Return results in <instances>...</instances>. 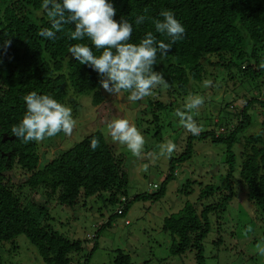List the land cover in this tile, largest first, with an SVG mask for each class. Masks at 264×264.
Segmentation results:
<instances>
[{
  "label": "trees",
  "instance_id": "trees-1",
  "mask_svg": "<svg viewBox=\"0 0 264 264\" xmlns=\"http://www.w3.org/2000/svg\"><path fill=\"white\" fill-rule=\"evenodd\" d=\"M111 2L117 9L114 19L119 21L123 17L133 23L131 43L138 44L147 32H152L158 40L170 42L155 32L154 21L161 19L162 10H171L185 26L184 38L173 44L168 55L162 61L158 59V64L153 66L169 85L167 88L158 86L153 93L161 95L166 91L169 99H148L152 122L161 121L155 112L161 114L178 100L195 93L194 87L203 82L209 68H214L215 72L234 69L236 73L229 76H244L249 84L264 72V0ZM42 3L43 0H0V245L25 235L45 264H71V256L81 253L82 244L53 229L49 224L52 218L48 202L74 209L81 198L96 197L101 198L105 206L117 205L115 216H124L135 202L158 200L163 196L167 182L175 178V166L191 160L193 143L204 140L226 147L223 162L226 177L222 183L206 185L199 191L195 203H185L177 213L164 220L162 229L172 236V253L182 255L193 249L197 264H204L202 243L210 231L209 216L237 201L240 191L252 207L253 220L263 225L264 244V101L242 96L225 104L221 108L225 117L211 122L215 129L224 131L214 129L201 131L196 136L190 134L184 153L170 161L166 179L160 186L154 184L150 188L158 191L136 194L131 199H127L126 157L118 155L101 132L88 135L44 165L41 162L45 152L41 147L63 133L42 142L29 143L12 135V127L23 119L26 112L23 97L33 91L51 95L71 108L73 114L81 107L79 96L91 97L95 108L103 105L104 110L108 107L110 116L115 112L105 101L98 74L90 67L80 65L68 53L72 45L84 43L92 46L91 41L87 38L84 41L71 40L74 24L64 25L57 38L51 41L38 35L42 28L49 27ZM139 16L145 19L143 24L137 25L135 20ZM6 40H11L10 46L5 47ZM93 52L100 55L94 46ZM240 101L244 102L241 110L234 107ZM256 106L262 109L263 120L258 124L259 130L251 132L255 122L252 112ZM229 109L234 111H227ZM93 137L100 142L95 151L90 149ZM236 171L238 178L234 179ZM10 173L23 178L22 182L14 183ZM193 183L186 181L184 192ZM104 193L108 194L107 197L102 195ZM209 200L211 202L203 206L204 201ZM112 218L104 228L111 226ZM97 237L98 234L92 239ZM114 264L133 263L128 254L118 250Z\"/></svg>",
  "mask_w": 264,
  "mask_h": 264
},
{
  "label": "rangeland",
  "instance_id": "rangeland-1",
  "mask_svg": "<svg viewBox=\"0 0 264 264\" xmlns=\"http://www.w3.org/2000/svg\"><path fill=\"white\" fill-rule=\"evenodd\" d=\"M208 72L203 82L194 87L195 93L192 94L202 96L205 100L204 105L192 113L201 131L214 130L211 122L225 117L221 108L238 97L246 96L264 101V72L261 77L250 80V84L244 76L234 74L230 77L229 74L236 73L234 69L215 72L214 68H209ZM102 92L105 101L115 111L114 115L107 114L108 107L102 110L103 105L95 108L91 97L79 96L81 107L76 114L72 113L75 120L72 134H63L46 141L47 144L44 143L41 147V151L45 152L41 165L57 154L72 149L88 135L101 132L108 144L115 148L114 151L126 157L127 199L145 192L156 193L158 190L150 188L154 184L160 186L168 175L170 161L182 155L186 148L190 133L180 124L175 112L177 109L185 110L187 98L178 100L161 114L155 112L161 118L159 123H155L152 122L153 114L148 109L147 101L153 97L168 101L166 91L161 95L153 93L138 102L129 101L127 93L112 95L103 89ZM243 104L240 101L234 107L241 110ZM227 111L233 112L234 109ZM261 111L256 106L252 112L255 122L251 132L259 130L258 124L263 120ZM108 117L110 119L106 121ZM120 118L129 120L144 135L146 143L141 157H134L125 145L114 141L110 136L109 124ZM215 131L221 132L224 129ZM169 141L177 145L170 157L161 154L162 146ZM192 148L191 160L175 166V178L167 182L164 195L158 200L135 202L124 216H115L117 205L105 206L103 200L96 197L87 200L81 198L74 209L58 206L54 201L48 202L52 218L49 224L53 229L65 238L82 244L81 253L71 256V264H84L95 243L97 247L87 264H114L118 250L128 254L133 264H197L196 251L193 249L182 255L172 253V236L163 231L162 227L164 220L177 213L185 203H195L199 191L206 185L224 182L226 147L204 140L194 142ZM9 175L14 183L22 182L23 178L12 176L11 173ZM236 178L238 171L234 175V179ZM186 181L195 183L184 192L183 185ZM242 194L244 193L240 191L236 196L237 201L234 200L223 211L209 216L210 231L202 243L204 264H264V254L260 251L264 245L263 225L253 220L252 207ZM102 195L107 197L108 194ZM209 202L211 201H204L203 206ZM111 216V226L104 228ZM96 234L98 237L92 239ZM0 264L45 263L26 236L19 235L13 241L0 245Z\"/></svg>",
  "mask_w": 264,
  "mask_h": 264
},
{
  "label": "clouds",
  "instance_id": "clouds-1",
  "mask_svg": "<svg viewBox=\"0 0 264 264\" xmlns=\"http://www.w3.org/2000/svg\"><path fill=\"white\" fill-rule=\"evenodd\" d=\"M42 8L49 18V27L42 28L38 35L46 40H54L64 25L74 24L70 39L91 41V45L77 43L68 49L71 58L80 65H86L100 77V87L109 94H128V100L138 102L153 94L158 86L167 88L168 82L162 73L155 72L153 66L158 59L163 60L172 45L182 40L185 26L175 18L171 10H162L161 19L154 21L155 32L169 39V43L158 40L152 32H147L138 43H131L133 23L121 17L114 19L117 9L111 0H43ZM144 16L136 18L137 25L144 23ZM11 40L5 41V47ZM93 46L100 55H95ZM26 112L23 119L12 127L14 137L23 143L42 142L60 133L71 135L75 126L72 110L51 95L33 91L23 97ZM205 103L202 96L189 95L185 110L175 112L180 124L190 134L196 136L201 127L192 113ZM110 136L125 145L134 157H141L145 149V137L127 119H114L109 124ZM100 147L97 137L90 141V149ZM177 145L169 141L161 148V154L171 156ZM151 155V154H149ZM147 169V165H145ZM261 253L264 254V248Z\"/></svg>",
  "mask_w": 264,
  "mask_h": 264
}]
</instances>
